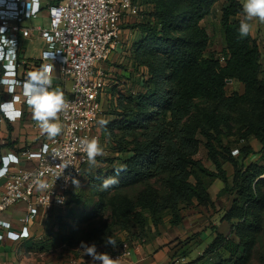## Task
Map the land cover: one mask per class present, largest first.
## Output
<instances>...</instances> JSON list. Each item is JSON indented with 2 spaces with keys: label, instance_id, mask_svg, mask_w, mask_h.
I'll return each instance as SVG.
<instances>
[{
  "label": "trees",
  "instance_id": "1",
  "mask_svg": "<svg viewBox=\"0 0 264 264\" xmlns=\"http://www.w3.org/2000/svg\"><path fill=\"white\" fill-rule=\"evenodd\" d=\"M133 1L139 17L127 28L137 37L129 47L125 70L135 80L128 92L117 85L108 90L114 102H109L110 111L103 108L106 127L99 125L100 144L107 153L96 158L95 167L87 163L83 169L81 179L90 186V194L73 189L66 208L55 216L59 239L72 245L77 218L110 208L113 221L103 229L106 236L100 237L98 248L100 253H114L124 243L115 228L146 239L166 222L178 226L185 210L215 206L209 189L220 179L224 187L219 194L230 199L221 217L229 231L213 230V240L199 259L249 264L264 230V71L256 39L251 33L239 36L242 3L225 2L219 21L223 48L217 52L210 50L204 22L220 0ZM229 80L243 84V92L228 93ZM234 124L240 125L238 140L244 143L237 154L225 142ZM251 139L262 144L261 162L246 164L245 158L254 152ZM202 143L215 170L196 158ZM225 163L233 167L231 177ZM121 165L126 170L119 183L102 190L103 180ZM152 180H160L162 187ZM137 184L144 188L136 197L124 193ZM55 236L48 229L45 240H28L24 248L44 249ZM109 236L116 240L115 248L105 243ZM180 250L188 255L189 248ZM261 258L264 261V254Z\"/></svg>",
  "mask_w": 264,
  "mask_h": 264
},
{
  "label": "built area",
  "instance_id": "2",
  "mask_svg": "<svg viewBox=\"0 0 264 264\" xmlns=\"http://www.w3.org/2000/svg\"><path fill=\"white\" fill-rule=\"evenodd\" d=\"M44 8L49 11L48 27L24 25ZM139 11L133 0H0V41L5 38L15 48L13 57L0 59V85L4 88L0 104L14 103V110H7V115L0 111V121L21 120L26 103L22 83L29 72L38 71L42 65L52 66V87L60 88L68 102V108L59 115V136L37 150L1 158L4 190L0 195V241L30 238L33 224L47 216L54 219L66 208L75 187L72 178L80 180L87 164L79 140L95 137L101 141L98 121L108 91L100 64L117 50L123 17L137 19ZM33 35L43 41L40 68L23 54V40ZM0 47L7 53V47ZM55 78L59 86L54 85ZM10 155L15 159L6 160ZM23 159L34 161L33 167H20ZM64 163L70 165L63 170L60 164ZM36 179L45 181L48 188L38 191ZM106 254L115 264H123L130 248L124 245Z\"/></svg>",
  "mask_w": 264,
  "mask_h": 264
},
{
  "label": "rangeland",
  "instance_id": "3",
  "mask_svg": "<svg viewBox=\"0 0 264 264\" xmlns=\"http://www.w3.org/2000/svg\"><path fill=\"white\" fill-rule=\"evenodd\" d=\"M137 5V2H134ZM138 6V5H137ZM218 12V6L215 10ZM221 16V15H220ZM135 20V17H130L128 20L126 17H123V22L121 24V28H127L128 25L132 24ZM49 11L47 8L42 9L41 13L31 19L25 21L24 25L30 28L37 29L39 26L48 27L49 26ZM205 26L208 29V32L211 36V44L210 50H215L220 52L223 48V37L220 30V23L218 18L211 14L207 20H205ZM129 31L126 33H130L131 29L127 28ZM124 33V32H122ZM125 35V34H124ZM125 37H122V41H124ZM25 47L27 49L26 55L35 57L39 55V51L41 49V44L38 41H26ZM114 53L110 56L109 60L100 64V67L105 71L106 74V85L107 91L111 86H118V89L121 92H128V89L132 87V80H135L134 76L129 77V71L125 70L129 68L128 61L126 59L122 60V56L112 59ZM262 62L264 65V56L262 58ZM264 71V69H263ZM264 76V73H263ZM244 86L243 84L235 81L233 83H228L227 92L238 91L243 92ZM106 101H105V109L109 110V102H114V99H110L109 93H107ZM105 110V111H106ZM110 111V110H109ZM108 119H113V116L107 114ZM240 125L234 124L232 129L228 132L227 137L225 138V142L234 147V154H237L236 149H238L239 145H243V142L238 140V135L240 134ZM250 145L254 149V152L247 156L244 160L246 164L250 162H261V149L262 144L257 139H251ZM102 146V145H101ZM104 153H107L105 147H102ZM196 158L200 159L203 164L211 170H215L214 165L209 160L207 156L206 149L203 143L199 147V152L196 155ZM224 168L227 169L230 177L233 173V167L229 163L224 164ZM264 177V176H263ZM80 185L76 188L74 187L75 192L77 193H85L90 194L91 189L88 184H86L82 179L79 180ZM152 184H154L157 188H161L162 184L160 180H152ZM224 187V183L220 179H216L211 187L210 193L212 198L215 201L214 207L209 208H201V207H192L184 211L185 219L181 226L177 228V231L173 230L174 226H171L168 222H166L163 226H161V230H154L150 232V235L146 239H138L136 236L128 235L125 230H118L115 228L114 233L118 237L123 239V246L127 245L129 248L135 247L138 245H143L147 243V240L155 237L159 234H163L168 236L170 234H178V237L174 238V240L170 243L173 246L170 247V252L163 254L161 264H170L173 261H179L180 264H210V262H214L215 259L209 261V263L200 261V257L203 254V250L207 244V237L211 236L207 234L211 230H220L222 232L229 231V224L223 223L221 220L222 215L225 210L230 205V199L227 195H220L221 189ZM144 188L143 184H137L124 189V193L130 197H136L137 194ZM264 191V188L262 189ZM19 206H23L20 204ZM89 209V208H88ZM52 217L47 216V219L42 221L40 227H45V231L52 224ZM112 213L110 208L99 209L96 210L95 213L88 215L85 218H77L76 219V229L73 236L74 243L72 245H68L66 241L61 243L58 231L59 227L57 225H53V227H57L56 230H53L57 236L52 239L50 244H46L44 249H40L39 247L36 250L30 251V253H26V261L27 264H60L62 260H65L71 255L81 256L86 260V264L93 262L92 257L88 255H84V252L80 249L81 241L91 245H96L97 252L99 251L98 244L101 236H106V232H103L105 226L109 223H112ZM16 225V224H15ZM170 226V227H169ZM165 229V231H164ZM44 231V234H45ZM165 232V233H164ZM62 233H65L62 231ZM42 234V235H44ZM61 236V235H60ZM66 237V236H64ZM205 238L204 240H201ZM41 239V240H40ZM37 239L42 241L44 238ZM45 240V239H44ZM57 240V241H56ZM167 244V245H170ZM121 246V247H123ZM183 246L189 248V252L187 256H184L182 251L180 250ZM120 247V248H121ZM161 249V248H160ZM172 252V255L169 253ZM99 253V252H98ZM264 254V230L260 235L259 243L257 244L253 258L249 264H264L262 260V255ZM90 260V261H89ZM67 261V260H65ZM96 262V261H95Z\"/></svg>",
  "mask_w": 264,
  "mask_h": 264
},
{
  "label": "crops",
  "instance_id": "4",
  "mask_svg": "<svg viewBox=\"0 0 264 264\" xmlns=\"http://www.w3.org/2000/svg\"><path fill=\"white\" fill-rule=\"evenodd\" d=\"M226 1L227 0H220L218 3L215 4L214 9L212 11V14H214L218 18L219 21L221 17L220 16L221 10ZM239 1L243 3V0H239ZM217 6H218V12L215 13ZM210 16H208L207 18H209ZM207 18L205 20H207ZM237 18L242 19L243 17L238 16ZM252 25L253 27H252L251 35L258 42L260 49H261L262 58H263L264 56V23H260L259 21H253ZM128 31L129 30L127 28H124V29L121 28L120 37H119V45L117 47V50L114 52V56L112 59H115L116 57L118 58L119 55H121L122 56L121 59L124 60L126 59V56H129V52H128L129 47L131 46L132 41L137 37V33L132 30L130 33H126ZM122 37H125L124 41H122ZM28 40L34 41V42L35 41L40 42L41 49L39 51V55L35 57L26 55L27 49L25 47V42ZM42 47H43V41L41 39L36 38V36L34 35L29 39L23 40L24 56L28 57L33 62V64L36 65V67L38 68H40L41 66L40 59H41ZM110 62H113V61L111 60ZM263 69H264V65H263ZM34 71L36 70L34 69ZM1 72L2 70L0 68V73ZM55 74H57V69H55ZM54 81L57 82V83H54V85L59 86L57 78H55ZM231 83H233V81ZM3 90L4 88L0 85V98L3 97ZM57 122L60 123L59 119ZM49 141L50 139L46 135H43L41 133L38 125L33 120L32 112L30 108L27 106L26 103H24L23 115L20 121L13 122V123L9 122L6 119H4L3 121H0V166L2 165L1 158L3 156H6L10 153L20 155L23 151H34ZM33 164H34V161H28V160L23 159L20 167L32 168ZM3 190H4V181L0 179V195L3 193ZM45 219H47V217ZM50 220H52V224L50 227L47 228V230L48 229L56 230L57 227L55 226L53 227V225H55L54 219H50ZM42 221H44V219ZM42 221H39L33 224V226L31 227L32 236L30 238L22 239L20 241H12L9 239H4L0 241V264H27L28 263L26 261L25 255L26 253H30V251L25 250L24 245H25V242L28 240H32V239L37 240L42 237H45L47 231H45L44 229L45 227L43 226L40 227ZM222 222L227 223L225 221H222ZM182 223L178 226H174L173 230L178 232L177 228L181 226ZM17 226L18 225L16 224L15 227ZM159 230H161V227L159 228ZM44 231H45V234H44ZM207 234H210L211 236L207 237L206 246L213 240V230H211ZM176 237H178V234H170L168 236L159 234L147 240V243L143 245L131 247L130 255L126 258L123 264H132V263L161 264L162 258L164 257L163 254H166V256L168 255L167 253L170 252L169 246L171 247L173 246V244H170V243ZM204 239L205 238H202L201 240H204ZM167 244H170V245H167ZM119 249L120 248H118L117 251ZM98 252L100 253V251ZM169 255H172V252L169 253ZM65 260H62L60 264H86L87 259H83L81 256L77 257L74 255H71V257ZM87 264H100V262L96 261V262H90Z\"/></svg>",
  "mask_w": 264,
  "mask_h": 264
},
{
  "label": "clouds",
  "instance_id": "5",
  "mask_svg": "<svg viewBox=\"0 0 264 264\" xmlns=\"http://www.w3.org/2000/svg\"><path fill=\"white\" fill-rule=\"evenodd\" d=\"M243 19L239 23V36L245 38L250 35L252 31V22L259 21L264 23V0H243L242 3ZM2 31V30H0ZM4 47H7V53L4 52L3 47H0V59L11 58L15 55V48L13 43L3 38L0 41ZM52 66L42 65L38 71L29 72L26 80L22 83L23 95L27 106L32 112L33 120L38 125L41 133L46 135L49 139H54L62 133V125L58 123L59 115L68 108V102L65 99L64 93L60 88L52 87ZM14 110L13 102H6L0 104V111ZM16 115L20 113L17 111ZM99 125L106 127L108 121L100 119ZM81 151L86 155L87 163L90 167L97 165V157L104 155V150L98 138H81L79 140ZM15 157L9 156L6 160H14ZM70 164H60L64 170ZM126 170V165H121L115 169V175L103 180L100 185L102 190H107L110 187L119 183L118 177L121 172ZM4 170L0 169V175H3ZM72 183L77 187L80 181L72 178ZM34 184L37 190H46L48 184L40 179H36ZM106 244L112 245L114 248L117 242L113 237H107ZM80 249L84 255L92 257L93 262L99 261L100 264H115L114 260L106 253H98L96 245H91L81 241Z\"/></svg>",
  "mask_w": 264,
  "mask_h": 264
},
{
  "label": "water",
  "instance_id": "6",
  "mask_svg": "<svg viewBox=\"0 0 264 264\" xmlns=\"http://www.w3.org/2000/svg\"><path fill=\"white\" fill-rule=\"evenodd\" d=\"M231 82H232V80H229V81H228V83H231Z\"/></svg>",
  "mask_w": 264,
  "mask_h": 264
}]
</instances>
